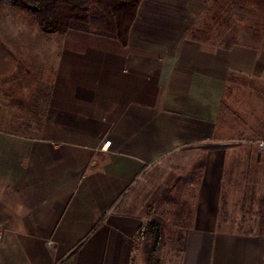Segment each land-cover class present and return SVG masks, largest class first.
Instances as JSON below:
<instances>
[{
    "label": "crops",
    "instance_id": "obj_1",
    "mask_svg": "<svg viewBox=\"0 0 264 264\" xmlns=\"http://www.w3.org/2000/svg\"><path fill=\"white\" fill-rule=\"evenodd\" d=\"M259 7L238 11L224 44L194 34L209 14L205 0H141L127 45L101 16L55 41L36 133L0 130V264H144L134 243L144 221L124 197L156 162L197 147L205 161L191 225L178 259L161 264H262L264 225L229 229L220 212L225 145L258 148L264 159V117H252L262 128L256 138L215 135L232 124L236 91L264 83Z\"/></svg>",
    "mask_w": 264,
    "mask_h": 264
},
{
    "label": "rangeland",
    "instance_id": "obj_2",
    "mask_svg": "<svg viewBox=\"0 0 264 264\" xmlns=\"http://www.w3.org/2000/svg\"><path fill=\"white\" fill-rule=\"evenodd\" d=\"M205 1L209 14L194 34L211 38L218 44L232 41L238 30L239 10L243 14L246 6L256 3L260 7L256 8L255 15H264V0ZM79 2L91 6L97 4L95 0ZM96 11L110 20L107 9L102 7ZM98 16L96 14L94 18ZM60 38L56 33L42 31L33 15L15 8L10 0H0V130L28 135L36 133L47 105L57 55L51 45ZM254 89L246 86L236 91L235 100L228 106L232 124L218 128L216 136L230 141L256 138L255 133L262 128L252 117L254 114L264 117V83ZM251 93L257 100L250 98ZM261 126L264 131V120ZM240 145L231 142L225 145L231 155L224 175L220 216L225 222L221 225L257 233L264 225V195L261 198L255 195L259 179H264L263 152L257 153L258 148ZM204 156L203 147L170 154L141 175L124 197V202L139 213L144 222L150 220L160 226L156 245L162 263L178 259L184 233L191 225ZM152 243L153 235L143 241L137 240L136 255L144 259L145 250Z\"/></svg>",
    "mask_w": 264,
    "mask_h": 264
},
{
    "label": "trees",
    "instance_id": "obj_3",
    "mask_svg": "<svg viewBox=\"0 0 264 264\" xmlns=\"http://www.w3.org/2000/svg\"><path fill=\"white\" fill-rule=\"evenodd\" d=\"M10 1L15 8L33 15L42 31L59 36L71 29L86 30L90 21L96 18V14L104 17L96 11L97 8L103 7L108 10L115 23L116 38L122 45H127L129 31L141 0H95L97 4L93 6L81 4L80 0ZM97 5L99 7H96ZM149 235H153V243L145 250L144 264H161L156 245L160 236V226L157 223L150 220L142 222L134 237V243L137 240H145Z\"/></svg>",
    "mask_w": 264,
    "mask_h": 264
},
{
    "label": "built area",
    "instance_id": "obj_4",
    "mask_svg": "<svg viewBox=\"0 0 264 264\" xmlns=\"http://www.w3.org/2000/svg\"><path fill=\"white\" fill-rule=\"evenodd\" d=\"M263 37H264V36H263ZM109 144H110V141H109V140H106V141H104L102 147H108ZM258 144H259V146H263V145H264V139H263V140H259V141H258ZM2 237H3V231H2V229L0 228V242H1V240H2Z\"/></svg>",
    "mask_w": 264,
    "mask_h": 264
}]
</instances>
